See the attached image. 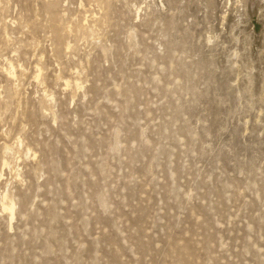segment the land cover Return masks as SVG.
<instances>
[{
    "label": "rangeland",
    "instance_id": "1",
    "mask_svg": "<svg viewBox=\"0 0 264 264\" xmlns=\"http://www.w3.org/2000/svg\"><path fill=\"white\" fill-rule=\"evenodd\" d=\"M0 264H264V0H0Z\"/></svg>",
    "mask_w": 264,
    "mask_h": 264
},
{
    "label": "clouds",
    "instance_id": "2",
    "mask_svg": "<svg viewBox=\"0 0 264 264\" xmlns=\"http://www.w3.org/2000/svg\"><path fill=\"white\" fill-rule=\"evenodd\" d=\"M81 90H83V86H81ZM45 96H47V98L51 101L53 98L51 96H49L47 93H45ZM47 115V112L45 113ZM118 135V133H117ZM17 142H19V138L17 139ZM122 145H120L119 143H117V145L113 146L112 148H110V151H115L117 148L121 147ZM6 151H11L10 148H7ZM36 156H39V153H36ZM5 167H9L7 161H5ZM14 171H17L16 169H14ZM16 179H21V177L17 174ZM5 211L11 212L14 214L15 211V203L14 202H10L9 205L5 208Z\"/></svg>",
    "mask_w": 264,
    "mask_h": 264
},
{
    "label": "bare ground",
    "instance_id": "3",
    "mask_svg": "<svg viewBox=\"0 0 264 264\" xmlns=\"http://www.w3.org/2000/svg\"><path fill=\"white\" fill-rule=\"evenodd\" d=\"M14 70H15V68H14ZM70 80L69 79H67L66 81H65V84L68 86V85H70ZM73 83V82H72ZM76 84L77 85H79V83L78 82H76ZM69 87V86H68ZM7 148H9V147H7ZM5 161H7V160H4V164H5ZM8 163V162H7ZM3 209L5 210V208L9 205V203L10 202H13L12 200L11 201H9V197H8V194H5V195H3ZM11 213V212H10ZM11 215H14L13 213H11Z\"/></svg>",
    "mask_w": 264,
    "mask_h": 264
}]
</instances>
